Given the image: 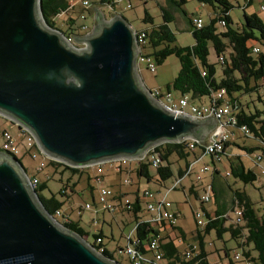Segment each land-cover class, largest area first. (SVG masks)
Segmentation results:
<instances>
[{"label": "water", "instance_id": "95a60500", "mask_svg": "<svg viewBox=\"0 0 264 264\" xmlns=\"http://www.w3.org/2000/svg\"><path fill=\"white\" fill-rule=\"evenodd\" d=\"M41 0H0V115L24 126L50 158L86 167L139 158L163 142L211 146L214 115L176 113L139 73L135 30L100 8L78 47L44 20ZM91 8V7H90ZM0 264H121L65 228L12 153L0 150Z\"/></svg>", "mask_w": 264, "mask_h": 264}, {"label": "trees", "instance_id": "16d2710c", "mask_svg": "<svg viewBox=\"0 0 264 264\" xmlns=\"http://www.w3.org/2000/svg\"><path fill=\"white\" fill-rule=\"evenodd\" d=\"M197 1L202 5H210L213 9V17L210 18L209 23L204 22L203 26L198 28L193 23V16L190 24L195 43L188 46L175 44L177 37L171 24L175 21L176 16L174 11L170 9L171 5L182 8L187 0H167L169 7L157 2L163 15V22L161 23H155L154 17L148 10L145 11L143 21L150 23V26L142 30L146 32L147 45L151 48V52L148 54L154 59L156 65H162L171 55L178 57L180 69L168 85V89L178 91L181 94L180 96H188L192 103H211L217 92L225 90L228 98L231 99L233 110L237 111L239 124L246 125L250 131L248 135L239 133L240 136H251L255 138L257 143L252 146H241L238 142H235L234 139L236 138H233L225 143L218 161H216L214 155L210 156L215 167L217 162H221L222 156H226L229 162V175H225L226 179L232 176L235 178V182L253 184L259 179L257 173L245 165L242 154L229 156L227 149L230 146H238V148L241 146L245 154L255 158L254 161L256 163L264 161V110L257 108L251 110L250 103L251 101L254 102V99L245 103L241 101L242 96L251 95L252 93L257 94V100L264 101V83L262 82L264 80V21L257 12L251 14L245 12L241 25L235 26L230 14V11L235 7L232 0ZM245 2L244 9L253 4V0H245ZM71 4L70 0H41L40 6L46 23L52 28L60 30L67 38H71L73 41L75 36L85 34L83 29H86V26L84 27V24L76 25L75 19L69 16L66 20L68 28L67 30H62L57 27L55 21L59 15L66 13L72 8ZM104 5H115V3L112 0H92L89 10L94 7H98L101 10ZM238 5L240 6V3ZM183 11L185 12V10ZM222 20L225 21V24L222 25L225 29L219 30L217 24H221ZM85 31L87 32V30ZM256 43L262 46H259L261 51L257 53L253 51ZM210 45L215 49L222 66L220 78H218L215 63H211L209 60ZM205 98H207V101L204 100ZM203 144L197 142L194 148H190L189 140L163 142L154 147L160 159L158 166L152 168L148 160H142L138 161L135 171L139 177H144L147 181L156 179L159 183L164 184L166 180L174 175L170 157L176 154L178 159H187L191 154H194L196 159H198L196 149L199 147L203 155ZM45 167L49 171L45 172L43 177L29 176L31 179L34 177L38 179V183L34 186L42 204L65 228L78 233L82 237H86L88 234L80 224V220H74L68 213H64L63 206L73 194L78 192L77 187L84 175H87L86 182L95 200V187L91 183L92 177L87 170L88 166L76 167L59 160L48 159L46 165L37 170L42 171ZM189 167L190 164H188L186 170L179 169V178H182L187 173ZM215 173H217V168H215ZM52 180H57L61 183V187L57 192H53L49 186ZM210 185L214 198L216 188L214 183ZM229 185L232 187L231 184ZM45 189H49L50 195L42 193ZM232 192V208L234 210L235 208L242 210L240 222H233L234 218H229V216H225L219 211H215V213L209 212L204 207L205 202L201 201L203 212L208 222L205 228L202 229L198 226L196 229L195 240L197 242L189 244V248L182 250L177 245L176 239L170 236H161L162 260H166L167 264H213L209 259V255L210 253H217L219 250L209 251L205 238L212 231H215L218 239H222L224 234L229 232L231 238L235 239L238 242V246L243 249L242 254L246 259L250 258L255 264H264V198L261 199V207H257L245 190L232 187ZM122 196L120 195L119 199ZM198 197L200 198V196ZM141 202L137 197L132 208H126L125 210L133 212L135 216L136 249L139 252L150 255L148 243L158 235L159 230L154 227L156 223L150 222L139 215L142 210ZM57 210L62 211L59 216L62 217L61 219L56 216ZM227 220H231V222L228 224ZM171 227L173 229L178 228L177 225ZM98 235L104 238L102 231L94 234V237L96 238ZM129 241L132 242L133 240L129 239ZM122 250L120 248L119 251L121 252ZM223 250L225 256L230 255L229 248L225 246ZM187 251L190 252L189 256H187ZM253 251L257 252V255H253ZM102 255L116 260L114 252L109 251L106 246ZM218 256L221 259L220 254ZM117 261L120 262L119 260ZM230 264L235 263L230 260Z\"/></svg>", "mask_w": 264, "mask_h": 264}, {"label": "rangeland", "instance_id": "374dc122", "mask_svg": "<svg viewBox=\"0 0 264 264\" xmlns=\"http://www.w3.org/2000/svg\"><path fill=\"white\" fill-rule=\"evenodd\" d=\"M73 4L72 8L66 13L59 15L55 21L58 28L62 30H67L66 20L69 16H72L75 19L76 25H85L86 29H83L84 33H90L94 28L95 18L90 12L89 8H84L81 6L79 0H70ZM164 3V0H161ZM166 1V0H165ZM235 7L230 11L231 17L233 19V24L235 26L241 25L244 20V13L251 14L257 12L258 15L264 21V11L261 10V5L264 4V0H253V4L244 9L246 4L245 0H232ZM240 3V6L238 5ZM169 7V3H166ZM202 4L197 0H187V2L182 6V10L178 9L176 13L177 19L171 24L172 29L176 32L177 40L176 45L188 46L195 43L194 36L189 30L188 19L185 17L183 10L188 15H194V13H200L205 23H209L211 13L213 9L210 5L203 4L205 6L203 9H199ZM171 9V7H170ZM148 10L149 13L154 17L155 23L163 22V15L160 6L157 3V0H149L148 2H142L135 0L132 8L126 6V0H122L119 4L115 5H104L101 8V11L107 18H111V14H120L130 23L134 30H142L148 26L150 23L143 21L145 16V11ZM217 27L219 30H224L225 28L218 23ZM87 30V32L85 31ZM82 32V33H83ZM74 45L82 47L83 44L72 41ZM256 45L260 46L258 43ZM262 47V46H260ZM145 53H150L151 48L146 45L144 49ZM209 60L211 63H215L217 68V75L220 78L222 74V66L219 62V58L215 49L210 45V56ZM180 69V61L175 55L169 56L162 65H156V72H151L147 68V62H141L139 65V73L142 77L145 85L148 88H158L163 93H166L169 83L174 79L178 74ZM172 96L177 100L175 103H178V98L180 93L174 89H171ZM264 94V92H263ZM257 94L252 93L251 95H244L241 98V101L245 103L254 99L255 101L250 103L251 110L260 109L264 110V101H259L256 98ZM207 101V98L204 99ZM4 130H9L14 136H19L17 143L20 148V152L17 155V158L21 161L23 166L26 168L28 175L31 177L36 175L38 177H43L44 173L49 171L46 167L42 171H38L37 167L39 161L42 157L33 159L25 149V140L21 138L22 134L19 129V125L16 122H13L10 118L6 116H0V148L3 144L2 133ZM237 142L243 146H252L257 143L255 138L249 136H237ZM241 146L231 147L234 150L233 153L242 154V159L245 162L246 166L253 169L259 176L258 181L253 184H244L243 182L236 181L235 178L229 176L227 179L219 180L218 184L215 183L216 194L214 198L209 202L204 204L206 209L218 208L222 214H227L229 218H235V211L232 208L233 205V188H240L245 190L250 196L252 201L257 207H261V199L264 198V161L261 163H256L255 158L245 154ZM238 149V150H237ZM198 159L191 154L187 159H178L176 154H173L170 157L172 161V168L174 175L165 181L164 184L159 183L156 179L147 181L144 177H139L135 171V168L138 165L137 159H131L129 163L122 165V171L119 170L117 164L111 161H107L104 164V172L102 174V181L100 183L96 180V166H88V171L91 174V183L95 187L94 196L95 200L92 197V194L88 188L86 177L84 175L77 189L78 192L73 194L70 199L64 204L63 212L68 213L72 219L80 220V224L87 232L86 239L91 243L95 240L93 231L104 232V240L107 247L110 251L114 252L116 260H119L121 264H131L130 259L127 254L120 252V248L125 249L129 244V239L135 237V225L136 220L133 212L130 211H121L118 213H113L109 209L103 208L102 204L98 202V190L102 187L111 189L116 197H109V204L119 203V195H123V201L128 198L132 203L136 201L137 194L141 197L142 210L139 212V215L142 217H148L150 212L147 210V198L144 196L145 190H150L154 194L153 200L161 202L162 200H167L173 204V210L177 214V224L184 229L188 234V238L195 235V231L198 228L196 222L195 212L199 210L203 212V207L201 204L200 198H196L193 193H190L189 187L194 185L197 189L198 196H201L205 192V188L209 187L213 183L214 171L216 167H219L224 175V170H229V162L226 156H222L221 162H217L216 167L212 162L211 156L208 154H203L199 147L196 149ZM188 164L191 165V173L185 174L181 179V183L178 184L176 189H173L176 181L179 179V169H187ZM207 164L210 168L209 171L201 172L200 169ZM226 171V170H225ZM154 173V171H152ZM125 180H130L129 183H125ZM231 183L232 187L229 185ZM50 188L53 192H57L61 187V183L57 180L50 181ZM139 190V192L137 191ZM45 195H50L49 189L42 191ZM90 203L92 208L85 209V204ZM84 208L79 214V209ZM156 212V211H155ZM62 217H59L61 219ZM94 219H97V223L94 222ZM231 220H227L229 224ZM189 239L188 241H191ZM206 246L209 251L218 249L219 252L210 253L209 259L213 264H230L232 260L235 264H248L247 259L241 255L240 259H236V254H242L243 249L238 246V242L231 238L230 233H225L222 239H218L216 232L212 231L205 238ZM177 245L180 249H184V245L181 240L176 239ZM229 248L230 255L225 256L223 247ZM218 254H220L221 259H219ZM253 255H257V252L253 251ZM160 264H167L166 260H162Z\"/></svg>", "mask_w": 264, "mask_h": 264}, {"label": "built area", "instance_id": "2783aa9c", "mask_svg": "<svg viewBox=\"0 0 264 264\" xmlns=\"http://www.w3.org/2000/svg\"><path fill=\"white\" fill-rule=\"evenodd\" d=\"M121 1L122 0H112V2L115 4H119ZM134 1L135 0H126V6L128 8H132L134 5ZM138 1L148 2L149 0H138ZM79 2L81 6L84 8H90L92 4V0H79ZM71 5L73 6V4ZM261 10L264 11V4L261 5ZM193 23L196 27L199 28L203 26L204 21L201 16L196 15L193 18ZM224 24L225 21L222 20L221 25ZM135 34L139 49V55L137 58L138 68L141 62H147V68L151 72H156V63L154 59L150 57L148 53L144 52V49L147 45L146 32L143 30H135ZM68 40L70 42L72 41L71 38H68ZM253 51L256 53L260 52L261 48L256 45L253 47ZM221 60L223 59L221 58ZM262 82L264 83V80H262ZM150 90L154 97L160 100L170 110L178 114L179 113L190 114L195 118H207L212 115L215 116V118L218 120V127L209 135V140L212 142L213 145L211 146L203 145V154L214 155L216 161L219 160L221 156V152L224 149L225 143L229 142L231 139L236 137V132L245 135H248L250 133L249 128L246 125L239 124L237 111L233 110L231 99L228 98L225 90H220L219 92H217V94L213 99V102L205 103V104L192 103L189 100L188 96H180L178 98V103L176 104L175 101L177 99L172 96L171 90H168L166 93H163L158 88H150ZM18 125L20 132L22 134L21 138L25 140V149L27 150V153L33 159H37L39 156L42 157V159L39 161L37 168L38 169L43 168L46 165L48 159H52V158H50L42 151L34 135L28 129H26L24 126L20 124ZM2 137L4 141L0 150L10 152L13 155L17 156L20 152V148L17 143L19 136L18 135L14 136L9 130H4L2 133ZM185 140H189L190 148H194L195 143L198 142L194 139H185ZM154 147L155 146L148 149L142 157L135 159H137L138 161L148 160L151 163L152 168L157 167L160 162V159L158 153L155 152ZM130 160L131 158H118L110 161L116 163L117 167L121 171L122 165L129 163ZM104 164L105 162L94 164V166H96V171H97L96 180L98 183L102 181ZM209 170L210 168L207 164H205L200 169L201 172H205ZM262 172L264 173V169L262 170ZM190 173H191V165L186 174H190ZM226 175H229V172H227ZM182 178H179L176 181L175 185L173 186V189L177 188L178 184L181 183ZM31 182L33 183V185H35L36 183H38V179L34 177L33 179H31ZM129 182L130 180H125V183H129ZM144 196L147 198L146 208L151 214L147 220L154 223H161L162 221L168 222L170 226L177 225V214L173 210V204L171 202L165 199L162 200L161 202L153 200L154 194L150 190H145ZM109 197H116V194L111 189L102 187L98 190V202L102 204L103 208L109 209L113 213L121 212L126 208H132L133 206V203L128 198H126L124 201L121 198L119 199V203L109 204L108 202ZM212 197H213V192L211 190V185H209V187L206 188L204 194L200 196V200L206 203L209 202L212 199ZM84 208L91 209L92 206L90 203H86ZM84 208L79 209V214H81ZM234 211H235V218L233 222L238 223L241 221L242 210L240 208H235ZM61 213H62L61 210H57L56 216L59 217ZM195 216L197 219L198 226L202 229L205 228L208 222L205 213L196 210ZM225 216L228 215L226 214ZM97 221H98L97 219H94L95 223H97ZM98 233L99 231H97V229L93 231V234H98ZM160 237L161 236L158 234L149 241L148 250L151 252L150 255L139 252L136 249V238L134 240L130 238L133 241L130 242V244L121 252L128 255L131 264H159V262L162 260V251L160 249ZM103 242H104L103 237L101 235H98L96 236L95 240L91 242V244L94 245V247L96 246L95 249L102 254V252L105 250V246ZM189 254L190 252L187 251V256H189ZM241 255L243 254L237 253L236 259H240ZM247 261L248 264H255L254 261L251 260L250 258L247 259Z\"/></svg>", "mask_w": 264, "mask_h": 264}, {"label": "crops", "instance_id": "0c3cea01", "mask_svg": "<svg viewBox=\"0 0 264 264\" xmlns=\"http://www.w3.org/2000/svg\"><path fill=\"white\" fill-rule=\"evenodd\" d=\"M157 2H160L162 5H164V6H166L167 7V4L166 3H168L167 2V0L165 1L164 0V3L161 1V0H157ZM171 5V4H170ZM203 8H205V6H200V8L199 9H203ZM171 9L174 11V13H175V16H176V13H178V9H181L182 10V8H179V7H176V6H173V5H171ZM184 12V11H183ZM184 15H185V17L188 19V23H189V30L191 31V24H190V20L193 18V16H196V15H198V16H201L202 17V15H200V13H194V15H188L186 12H184ZM211 17H213V15H212V13H211ZM210 17V18H211ZM176 19H177V16H176ZM203 21H204V19H203ZM172 27V26H171ZM171 83V82H170ZM169 83V84H170ZM198 103V102H197ZM203 103H208V102H203ZM237 136H240V134L238 133V132H236V137ZM235 137V138H236ZM235 140V142H237V140L236 139H234ZM233 140V141H234ZM231 147H236V146H230L228 149H227V153L229 154V156L230 155H234V154H238V153H233L232 151L234 150L233 148H231ZM238 150V149H237ZM246 165V164H245ZM217 168V173H215L214 174V178H213V183H214V185H215V183L216 184H218V182H219V180H223L224 178L226 179V177H225V175H226V173L227 172H229V170H227V169H225L224 170V175L222 174V170L219 168V167H216ZM229 183V182H228ZM229 184H231V183H229ZM217 186L215 185V188H216ZM190 189H192V191H190ZM138 192H139V190H137ZM189 191H190V193H193L194 194V196L197 198V196H198V192H197V189H196V187L194 186V185H192V186H190L189 187ZM217 192V191H216ZM233 193V192H232ZM137 197L140 199V201H142L141 200V197H140V195L139 194H137ZM141 208H142V205H141ZM209 212H211V213H215V211H219V209L218 208H213V209H207ZM220 212V211H219ZM221 213V212H220ZM151 215V214H150ZM150 215H148V217H144L145 219H148L149 217H150ZM177 226H178V228L177 229H173L170 225H169V223L168 222H162V223H156L155 225H154V227H156L159 231V235L160 236H170V237H172V238H174V239H179V240H181V238H182V243H183V245H184V249H187V248H189V244H195L197 241L195 240V235H193V237H190V238H188V234L184 231V229H182L178 224H177ZM102 233L104 234V232H103V230H102ZM105 235V234H104ZM87 237V236H86ZM132 238V237H131ZM184 238V239H183ZM135 239V237L133 238V240ZM189 239H192L191 241H188ZM103 243L105 244V246H106V248L110 251V249L107 247V245H106V243H105V240H104V238H103Z\"/></svg>", "mask_w": 264, "mask_h": 264}]
</instances>
